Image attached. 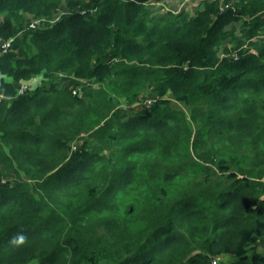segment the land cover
Instances as JSON below:
<instances>
[{"label":"trees","instance_id":"obj_1","mask_svg":"<svg viewBox=\"0 0 264 264\" xmlns=\"http://www.w3.org/2000/svg\"><path fill=\"white\" fill-rule=\"evenodd\" d=\"M148 2L0 0V264H264V0Z\"/></svg>","mask_w":264,"mask_h":264},{"label":"rangeland","instance_id":"obj_2","mask_svg":"<svg viewBox=\"0 0 264 264\" xmlns=\"http://www.w3.org/2000/svg\"><path fill=\"white\" fill-rule=\"evenodd\" d=\"M155 1V0H154ZM192 1H196L192 6L190 4H192L191 2ZM200 3H201V0H181V4L179 5L178 9H175V6L172 4L168 5L167 7L165 2L161 3V4H158V3H154V7L157 11L161 12V13H164L166 11H168L169 9H172L174 11H185L187 13H189L190 15H193L194 12L199 8L200 6ZM152 99V96L151 94H148L146 93L142 98L141 100L136 103L135 105H126L124 104L123 105V108L125 109V111H129L131 112L133 109H139L141 107H143L144 105L147 106V102L150 101ZM224 264H229V263H232L233 262V259H230V258H225L223 260ZM31 264H36V262H33Z\"/></svg>","mask_w":264,"mask_h":264},{"label":"built area","instance_id":"obj_3","mask_svg":"<svg viewBox=\"0 0 264 264\" xmlns=\"http://www.w3.org/2000/svg\"><path fill=\"white\" fill-rule=\"evenodd\" d=\"M154 3H156L154 0H149L148 4L154 6ZM45 23L44 19H38V20H32L30 27L31 28H36L41 26L40 24ZM9 44H7L8 46ZM26 90V86H22V88L20 89V93H23ZM148 103L150 104V101H148ZM216 264V262H215Z\"/></svg>","mask_w":264,"mask_h":264},{"label":"crops","instance_id":"obj_4","mask_svg":"<svg viewBox=\"0 0 264 264\" xmlns=\"http://www.w3.org/2000/svg\"><path fill=\"white\" fill-rule=\"evenodd\" d=\"M155 2L158 4L165 2V4H166L165 7H167L168 5H170L172 3L175 6V9H178L179 5L181 4V0H155ZM195 2L196 1H192L191 2L192 4H190V5L192 6Z\"/></svg>","mask_w":264,"mask_h":264}]
</instances>
